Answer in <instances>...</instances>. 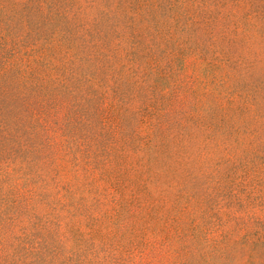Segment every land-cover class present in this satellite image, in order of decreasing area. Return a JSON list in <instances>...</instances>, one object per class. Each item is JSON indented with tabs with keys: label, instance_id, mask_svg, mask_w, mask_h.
Returning a JSON list of instances; mask_svg holds the SVG:
<instances>
[{
	"label": "rangeland",
	"instance_id": "374dc122",
	"mask_svg": "<svg viewBox=\"0 0 264 264\" xmlns=\"http://www.w3.org/2000/svg\"><path fill=\"white\" fill-rule=\"evenodd\" d=\"M0 264H264V0H0Z\"/></svg>",
	"mask_w": 264,
	"mask_h": 264
}]
</instances>
